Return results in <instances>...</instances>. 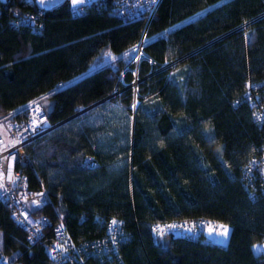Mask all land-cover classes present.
Listing matches in <instances>:
<instances>
[{"label": "trees", "instance_id": "1", "mask_svg": "<svg viewBox=\"0 0 264 264\" xmlns=\"http://www.w3.org/2000/svg\"><path fill=\"white\" fill-rule=\"evenodd\" d=\"M111 2L78 14L64 2L36 32L10 24L37 14L35 0H0V119L39 99L54 127L26 147L22 171L48 191L35 212L51 225L30 244L0 203L5 264H52L54 226L84 242L104 234L96 217L123 221L126 264H264V194L240 180L264 153L243 98L247 82L264 95V0H161L149 23L110 16ZM142 41L138 59L101 64ZM88 158L98 168H83ZM198 219L228 227L226 246L152 231Z\"/></svg>", "mask_w": 264, "mask_h": 264}, {"label": "built area", "instance_id": "2", "mask_svg": "<svg viewBox=\"0 0 264 264\" xmlns=\"http://www.w3.org/2000/svg\"><path fill=\"white\" fill-rule=\"evenodd\" d=\"M69 6L73 14L83 10L93 1L74 4L69 0ZM161 0H112L109 15L123 21H135L153 18ZM27 14L23 18L12 20L11 25L29 26L33 31L40 32L41 24H38L39 15ZM142 41L137 47V59L140 56ZM63 85L59 84V89ZM263 87L261 83L247 82L243 98L253 109L254 122L264 128V95L260 98L253 91ZM16 114L22 117L9 121L8 128L11 136L0 133V203L11 212L14 223L27 233L30 244H36L41 239V230L51 225V221L43 216H38L36 210L43 209L50 204V196L46 188L40 184L32 189L27 184L23 169L30 163L26 153V147L42 135L48 133L54 127L48 124L47 114L39 99L34 100L17 110ZM0 119V120H2ZM85 169H96L98 163L94 158H88L82 164ZM241 182L245 191L254 196L256 186H259L261 194H264V153L251 159L241 170ZM95 221L104 227L101 237L75 242L63 223L53 228L54 242L47 250L52 264H126L120 255L119 248L122 244L131 240V236L125 231L123 221L116 217L108 219L96 217ZM222 227L227 228L213 220L198 219L194 221L175 222L170 225H153L152 231L158 234L180 235L196 240L200 237L206 243H213L208 237L210 231L213 236L219 235ZM260 246L259 254L264 259V240ZM6 263V257L0 255V264ZM22 264V263H16Z\"/></svg>", "mask_w": 264, "mask_h": 264}, {"label": "rangeland", "instance_id": "3", "mask_svg": "<svg viewBox=\"0 0 264 264\" xmlns=\"http://www.w3.org/2000/svg\"><path fill=\"white\" fill-rule=\"evenodd\" d=\"M90 1H93V0H80V3L82 4H84V3H88V2H90ZM137 55V51L135 52V50H131V51H129V52H126V53H124V54H122L121 56H119V57H107L105 60H103V62L101 63L102 65L103 64H105V63H108V64H113V63H115V61H117V58H123L125 61H130L131 59H133V57H134V55ZM137 57V56H136ZM96 65H98V64H96ZM93 68H95V67H92L91 68V70L93 69ZM8 124H9V121L8 120H6V119H2V120H0V133L2 134V135H9V136H11L10 134H11V132H10V129L8 128ZM225 230H227V228H225V227H222L221 229H220V232H219V235H217V236H213L212 234H211V232L210 231H208L207 232V237L213 242V243H215L216 245H218V246H226V244H227V238H226V232H225ZM254 252L256 253V254H259V252H260V248H259V246H255L254 247Z\"/></svg>", "mask_w": 264, "mask_h": 264}, {"label": "water", "instance_id": "4", "mask_svg": "<svg viewBox=\"0 0 264 264\" xmlns=\"http://www.w3.org/2000/svg\"><path fill=\"white\" fill-rule=\"evenodd\" d=\"M68 1L69 0H35V3L41 10L48 11Z\"/></svg>", "mask_w": 264, "mask_h": 264}, {"label": "crops", "instance_id": "5", "mask_svg": "<svg viewBox=\"0 0 264 264\" xmlns=\"http://www.w3.org/2000/svg\"><path fill=\"white\" fill-rule=\"evenodd\" d=\"M229 234H230V230H229V228L227 227V231H226V238L228 239V237H229ZM256 246H259V244L258 245H256ZM255 247V246H254ZM259 248H260V246H259Z\"/></svg>", "mask_w": 264, "mask_h": 264}, {"label": "bare ground", "instance_id": "6", "mask_svg": "<svg viewBox=\"0 0 264 264\" xmlns=\"http://www.w3.org/2000/svg\"><path fill=\"white\" fill-rule=\"evenodd\" d=\"M79 2V0H74V4H76V3H78Z\"/></svg>", "mask_w": 264, "mask_h": 264}, {"label": "snow or ice", "instance_id": "7", "mask_svg": "<svg viewBox=\"0 0 264 264\" xmlns=\"http://www.w3.org/2000/svg\"><path fill=\"white\" fill-rule=\"evenodd\" d=\"M227 230H225V232H226Z\"/></svg>", "mask_w": 264, "mask_h": 264}]
</instances>
